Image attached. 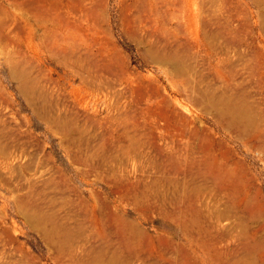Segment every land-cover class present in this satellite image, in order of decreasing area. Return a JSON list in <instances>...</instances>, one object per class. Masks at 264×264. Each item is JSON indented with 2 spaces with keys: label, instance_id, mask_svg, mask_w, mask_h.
I'll list each match as a JSON object with an SVG mask.
<instances>
[{
  "label": "rangeland",
  "instance_id": "obj_1",
  "mask_svg": "<svg viewBox=\"0 0 264 264\" xmlns=\"http://www.w3.org/2000/svg\"><path fill=\"white\" fill-rule=\"evenodd\" d=\"M28 1L29 0H0V9L2 10H0V21L4 22L2 24L0 23V27L2 28L0 29V40L2 41H0V97L4 96V99L2 97L0 98V123H5V127L4 125H0V136L1 141H5L3 142L5 145H11V147L8 146L11 152V154H9L10 156L0 154V234L4 224H7L11 227V230L16 233L15 235L19 240L26 243V251L24 253L17 249V242L11 245V247L10 243L7 241H0V244H2L0 246L7 248L8 254L11 251L12 254H9L10 257L14 256V253L17 255V252H15V250H17L21 258H18V256L10 258L8 256L4 261L5 264H18L20 260H24L21 264L30 263L32 261L30 258L32 257L46 264H55L48 245L43 241L42 236L25 222L24 218L19 214L15 203V198L17 196L31 194L30 189L32 184L29 182L34 179H37L36 183L39 184L38 188L40 186L42 187H40L42 193L39 195L43 198H41L40 201L42 199L54 198L59 205L66 199L75 200L78 204L79 201L85 197V199L93 201V190L100 196L107 197L112 203L117 201L125 204L127 201L123 200L122 197L120 198V191V193L111 191L112 186H115V190L117 189L116 184L114 185V182H110V179L116 177L121 178L124 182L130 180L131 182L137 183L140 192L141 190H149L148 188L150 186L151 196L160 204L162 203L160 201L164 197L178 196L179 192L183 190V186H177V184L180 185L184 182V172L182 174V172L177 173L176 170H174V167L169 161V156L172 151L174 153L190 152L192 150L191 144L193 143V138L190 136L189 132H184L186 136L181 139L179 130H177L178 126H176L175 123L168 125L164 120L156 121L154 111L147 110V108H155L157 104L161 105V103L158 102L161 96H165L170 100L177 98L178 102H175V106L185 115L189 116L190 119L192 117H197L199 124H204L211 130L213 135L232 147L238 158H241L252 171L260 173L258 181L264 186V163L258 159L260 154L258 148H252L245 144L236 131L228 130L224 126L218 124L210 113L203 111L199 105L187 97V93L193 91L192 81L194 72L190 71V74L188 73L186 76L182 77L173 76L172 73L165 71L162 65L154 62L145 51L153 43L159 44V41L164 38V35L155 28L153 23V14L150 12L149 0H95L96 2L94 0H77L79 2L76 0H65L68 6L66 23L71 20L67 23V30L65 31L59 27L58 21V17L60 16V10L58 9L60 8L61 0H34L35 3H32L34 1L30 0L31 2L29 3L32 5L34 4L33 6L42 5L41 7H43V10L40 6L31 7L29 3L25 5V2ZM234 1L236 4L237 0ZM240 1L243 7L249 11L250 26L241 36V44L239 47H243H238L235 51L233 48H230L231 52L229 55L237 63L242 62L244 58L246 59L250 56L251 52L264 46V35L261 34L259 22V6L253 0ZM97 2H101L104 5ZM42 3L47 4L44 7ZM91 3L93 4L92 6L95 7L89 6ZM56 4H60L58 8ZM78 4H81V6L79 7ZM100 4L101 8L99 7ZM71 5L72 7L74 5L73 9ZM47 6L50 9L47 8ZM189 7L190 6H187V9H189ZM241 8L242 6L239 8L240 11L242 10ZM80 9L85 10L80 11ZM16 10L18 12H16ZM54 10L56 11L54 12ZM72 10L74 11L72 12L73 14H71ZM96 10L98 12H96ZM47 11L49 14L46 13ZM81 12H83V15ZM1 13H4L5 16ZM93 13L99 16V18L95 17ZM27 14L30 15V17H28ZM91 15L92 18L90 17ZM7 16H11L12 20L11 18H8L11 21L8 20L6 18ZM94 17L96 20L99 19V21L94 20ZM72 20L75 24H73L74 22H72ZM171 21L172 26H176L178 22L177 18ZM77 22H80V24L78 25ZM133 22L136 24H133ZM44 23L46 25L48 24L51 28H55L57 31L51 34V39L55 41V43L57 41L63 43V36H66L67 33L74 36L76 39L78 37L76 43L80 45V52L78 49L77 52L80 54H84L86 51V48L82 44L84 41L92 43V48L94 49L93 58H95L93 59L95 75H93L92 78L95 77L93 79L94 81L96 80V84H99L100 87H92L94 90H86L83 88V84L75 72L73 61L69 59L67 66L62 63L61 65V54L54 55L52 50L42 45L40 34L44 32ZM191 26L192 25H189L188 27V31H192L189 32V36H193L195 31L194 26ZM74 31L78 32L76 33ZM58 32L59 34H57ZM8 39L12 40L9 41ZM7 42L12 43H10V45ZM171 42L169 46H172V48L178 47L177 43ZM247 47L250 48V50ZM74 51L75 50L70 47L68 48L67 54L72 55L71 53L74 54ZM242 51L246 53L244 54ZM206 52L207 50H203L202 47L201 50L189 52L192 57L191 60H193L196 65L195 71L202 72L206 74V76L209 74L210 78H216L215 75L217 76V72L213 66L219 60V56L210 53L206 54ZM16 58L17 60H15ZM11 60L17 62L18 67L21 68H19V71H27L29 77L35 82L36 87L38 86L37 90L41 96V101L39 102L43 110L63 117L67 116V120H74L77 123L73 126V133H65L63 130H58L47 122L28 103V100L20 89L21 79L10 73ZM7 62L9 65H7ZM113 63L116 65H112ZM119 64L121 65L119 66ZM102 68H105L108 72L106 73ZM120 70L122 74H120ZM28 71H30V73ZM131 72H133V74ZM186 77L188 79H186ZM125 78L128 81H125ZM101 81L106 83L102 85L100 84ZM174 83L176 86H173ZM226 86L224 85L225 90ZM186 88L188 90H186ZM40 92H42L41 94L43 95H41ZM188 106L191 111H188ZM125 114L130 115L131 124L128 126V130H126L124 126ZM133 120H135V122H133ZM74 121L71 123L74 124ZM78 126L81 128V131H85V135L82 136L85 140L82 137H78L79 133L76 132V127ZM6 129L9 130L6 132ZM125 131H129L136 137L138 136V143L140 145L134 144L133 147L129 140L123 138V132ZM16 133L18 134L16 135ZM20 134L24 139L20 138ZM67 138H75V140H73L75 142L77 141L75 143L77 145L67 142L68 140H65ZM197 141H201V138H198ZM24 149H26V151L28 150L27 153L23 151ZM163 152H165V154H162ZM15 154H17V157H15ZM28 156L32 158L27 160L26 158H28ZM15 161H22L18 162L20 167H18L19 165ZM29 161L34 162L30 165ZM26 162H28L29 165ZM32 165L35 166L32 167ZM30 167L32 168L30 169ZM41 171H45L43 176H41ZM58 175H62V178ZM44 177L47 178L45 179ZM174 179L179 180L180 183H177L178 181H174ZM51 190L53 192H50ZM62 191L67 193H63ZM214 197V194L212 196L201 194L199 201L200 204L203 203L201 206L205 208V212L209 215L212 223H215L216 218L210 214L223 206L221 205L222 203ZM76 202H74V207L78 206ZM162 205L172 206V204L170 205L168 202H164ZM56 206L58 205H53V203H51L48 209L56 208ZM71 206L72 204L69 205V207L67 205L65 209L68 210ZM80 210L84 212L85 208H80ZM129 212L131 218L142 220V218L137 217L138 214L133 211ZM62 213H64L63 210ZM159 217L160 215L158 213L151 211L149 217L143 219V222H141V227L152 234L163 233L171 227V225L164 220H159ZM176 232L181 233V230L177 228ZM239 234L240 233L235 232L232 240L226 238L220 241V248L227 249L231 248L232 245L234 250L238 251L237 249L242 246L243 241ZM9 247L11 249H8Z\"/></svg>",
  "mask_w": 264,
  "mask_h": 264
},
{
  "label": "bare ground",
  "instance_id": "obj_2",
  "mask_svg": "<svg viewBox=\"0 0 264 264\" xmlns=\"http://www.w3.org/2000/svg\"><path fill=\"white\" fill-rule=\"evenodd\" d=\"M31 1L25 2V5ZM253 1L259 6L261 34L264 35V0ZM60 2L61 5L58 4L60 5L58 9L60 10V16L58 17L59 27L65 31L67 30V23L71 20L66 23L68 6L65 0H61ZM32 3H35V1ZM42 4L45 7L47 3ZM101 4L99 5L100 8ZM33 5L30 4L31 7ZM58 5L57 8L59 7ZM92 5V3L91 5L89 4V6ZM35 6H40L43 10V7H41L42 5L39 4ZM80 6L81 4L79 7ZM187 6H190L189 9H187ZM241 6L242 10L240 11L239 8ZM73 7L71 5L72 9ZM149 7L150 12L153 14L155 28L164 35V38L159 41V44L153 43L148 49L145 48V51L154 62L162 65L165 68L164 70L172 73L173 76L182 77L186 76L190 71H193V91L187 93V97L199 105L203 111L210 113L218 124L224 126L228 130L236 131L245 144L252 148H258V152L260 153L258 159L264 163V46L251 52L250 56L246 59L244 58L242 62L237 63L229 55L231 52L230 48H233L235 51V49L239 47L241 44V36L244 34L243 32L250 26L248 9L243 7L240 0H237L236 4L234 0H149ZM47 8L49 7L47 6ZM81 10L83 9H80V11ZM97 10L96 12H98ZM55 11L56 10H54V12ZM16 12L18 11L16 10ZM72 12L74 11L72 10L71 14H73ZM46 13H48V11ZM81 13L83 15V12ZM1 14L4 15V13ZM8 16L6 17L7 19L11 18V16ZM94 16L99 18L97 15ZM28 17H30V15H28ZM90 17L92 18V15ZM95 17L94 20H96ZM174 18H177L178 22L176 26L173 27L171 20ZM96 21H99V19ZM72 22L74 21L72 20ZM0 23L2 24L4 22L0 21ZM73 24H75V22ZM79 24L80 22L78 25ZM133 24L136 23L133 22ZM43 25H45V29L44 32L40 34L42 45L52 50L54 55L61 54L60 64L62 63L67 66L69 59L73 61L75 72L79 76L83 88L89 90L95 86L100 87L99 84H96V80L94 81L93 78L95 77L92 78V76L95 75V69L93 68V59L95 58H93L94 49L92 48V43L84 41L82 44L86 48V51L85 53L83 52L84 54H80L77 52V49L79 51L80 47V45L76 43L78 37L76 39L74 36L67 33L66 36H63V43L57 41L56 45L55 41L51 39L52 32L56 31L55 28H51L45 23ZM189 25L194 26L195 29L193 36L191 35L192 37L189 36V32H192L188 31ZM0 29L2 28L0 27ZM74 32L77 33L78 31ZM57 34H59V32ZM171 41L177 43L178 47L172 48V46H169ZM7 43L10 44L12 42ZM70 47L75 50L74 54L71 53L72 55L67 54L68 48ZM201 47L203 50H207L206 54L210 53L219 56V60L213 66L217 72V76L215 75L216 78H210L209 74L206 76V74L202 72L195 71L196 65L194 61L191 60L192 57L189 52L201 50ZM248 49L250 50V48ZM9 56L15 57L13 55ZM15 60H17V58ZM7 65H9V63ZM112 65L116 64L113 63ZM120 65L121 64H119V66ZM101 66L104 67L103 65ZM19 68L17 62L11 60L10 73L21 79L20 89L28 100V103L47 122L58 130H63L65 133H73V126L77 123L72 120L74 121V124H72V121L67 120V116L63 117L43 110L39 102L41 101V96L37 90L38 86L36 87L35 82L29 77L27 71L25 72L24 69L26 68L23 69L24 72H21V70L19 71ZM103 69L106 73L108 72L105 68H102V70ZM28 72L30 73V71ZM131 73L133 74V72ZM120 74H122V72ZM186 79L188 78L186 77ZM125 81L128 80L126 79ZM105 83L106 82L103 83L101 81L100 84L104 85ZM224 85H227L226 90L224 89ZM173 86H176L175 83ZM186 90L188 89L186 88ZM41 93L42 92H40V94ZM1 97L3 98L4 96ZM158 102L161 103V105L157 104L155 108H147L148 111H154L156 121L164 120L168 125L175 123V125L178 126L177 130H179L181 139L186 136L184 132H189L190 136L193 138V143L191 144L192 150L190 152L174 153L172 151L169 156V161L174 167V170H176L177 173L182 172L183 174L184 172V176L182 175L184 182L180 185L177 184V186H183V190L179 192L178 196L164 197L160 201L162 202L160 204L151 196L150 186L148 188L149 190H141L140 192L137 183L131 182L130 180L124 182L121 178L116 177L110 179V182H114V185L116 184L117 186L116 190L115 186H112L111 191H120V198L122 197L123 200L127 201L125 204L117 201L112 203L107 197L100 196L93 190V201L85 199V197L82 198L80 200L81 202L79 201L78 204L75 200L66 199L59 205L54 198L42 199L40 201V199L43 198L40 196L42 193V190L40 191L41 186L38 188L39 184L36 183L37 179H34L29 182L32 184L30 189L31 194L15 196V203L19 214L32 229L42 236L43 241L51 250V257L55 264H264V186L258 181L260 173L252 171L241 158L237 157L232 147L213 135L211 130L204 124H199L197 117H192L190 119L189 116L179 110L175 106V102H178L177 98L170 100L165 96H161ZM188 111H191L189 106ZM124 118V126L126 130H128V126L131 124L130 115L125 114ZM133 122H135V120H133ZM0 125H4L5 127V123H0ZM7 130L9 129L5 131L7 132ZM76 132L79 133L78 137L85 135V131H81L79 126L76 127ZM17 134L18 133H16V135ZM22 137L23 136L20 134V138ZM123 138L129 140L132 146L134 144L140 145L138 143L139 137L132 135L129 131L123 132ZM198 138H201V141H197ZM73 139L75 140V138H67L65 140L75 144L77 141L75 142ZM3 142L0 136V154H11L8 149V146L11 147V145H5ZM23 151H26V149ZM162 154H165V152ZM15 157H17V154H15ZM29 158L32 157L28 156L26 159L28 160ZM30 161L29 163L31 165L34 161ZM33 166L35 165H32V167ZM18 167H20V165ZM32 167H30V169ZM44 174L45 171H41V176ZM60 178H62V175ZM174 181L180 183L179 180L174 179ZM50 192L53 191L51 190ZM201 194L211 196L214 194L217 200L222 203L221 205H223L221 208H215L216 210L210 214L216 218V220L214 219L215 223L211 222L212 220H210L209 215L205 212V208L201 206L203 203H199ZM74 202L78 204L77 207L73 206L75 205ZM164 202H168L170 205L172 204V206H163L162 204H164ZM51 203L59 207L56 206V208L48 209ZM71 204L72 206L68 210L65 209L67 205L69 207ZM79 207L81 209L85 208V211L83 212ZM62 210L64 213H62ZM129 211L138 214L137 217L142 218V220L131 218ZM151 211L158 213L160 215L159 220L168 222L171 227L163 233L160 232L157 234H152L142 228L141 222H143V219L149 217ZM177 228L181 230V233L176 232ZM235 232L240 233L239 235L241 237L238 236L243 240L242 246L237 249L238 251H235L232 245L231 248L221 249L219 242L226 238L232 240ZM15 234L16 233L11 230L9 225L4 224L0 234V241H7L10 243V246L17 242V249L25 253L26 243L20 241ZM6 249L5 247L0 248V264H5V259L11 253L10 251L8 254ZM8 249L11 248L9 247ZM15 252H17V255H15L14 252L13 255L20 258L18 251L15 250ZM30 259H32V261L26 264H46L33 257ZM23 261L24 260L18 261V264H21Z\"/></svg>",
  "mask_w": 264,
  "mask_h": 264
}]
</instances>
